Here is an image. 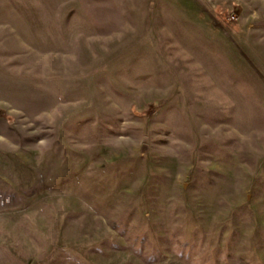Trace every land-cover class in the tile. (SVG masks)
<instances>
[{
  "label": "rangeland",
  "instance_id": "374dc122",
  "mask_svg": "<svg viewBox=\"0 0 264 264\" xmlns=\"http://www.w3.org/2000/svg\"><path fill=\"white\" fill-rule=\"evenodd\" d=\"M0 264H264V0H0Z\"/></svg>",
  "mask_w": 264,
  "mask_h": 264
}]
</instances>
